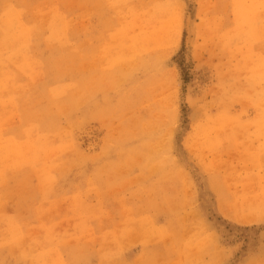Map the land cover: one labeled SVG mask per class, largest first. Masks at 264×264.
<instances>
[{
    "label": "rangeland",
    "instance_id": "1",
    "mask_svg": "<svg viewBox=\"0 0 264 264\" xmlns=\"http://www.w3.org/2000/svg\"><path fill=\"white\" fill-rule=\"evenodd\" d=\"M0 109V264H264V0H0Z\"/></svg>",
    "mask_w": 264,
    "mask_h": 264
},
{
    "label": "bare ground",
    "instance_id": "2",
    "mask_svg": "<svg viewBox=\"0 0 264 264\" xmlns=\"http://www.w3.org/2000/svg\"><path fill=\"white\" fill-rule=\"evenodd\" d=\"M132 23H133V22H132ZM14 25H15V24H14ZM18 27H19V26H18ZM8 35H9V34H8ZM14 36H15V35H14ZM19 38H20V37H19ZM19 38H18V39H19ZM13 42H14V41H13ZM17 54H18V53H17ZM3 103H4V102H3ZM2 106H3V105H2ZM2 106H1V107H2ZM4 106H5V105H4ZM6 108L9 109L8 107H6ZM0 110H1V109H0ZM0 149H1V148H0ZM2 152H3V150H2ZM4 161H6V159H5Z\"/></svg>",
    "mask_w": 264,
    "mask_h": 264
},
{
    "label": "snow or ice",
    "instance_id": "3",
    "mask_svg": "<svg viewBox=\"0 0 264 264\" xmlns=\"http://www.w3.org/2000/svg\"><path fill=\"white\" fill-rule=\"evenodd\" d=\"M262 255H264V253H262ZM248 264H253V262L252 261H249Z\"/></svg>",
    "mask_w": 264,
    "mask_h": 264
}]
</instances>
